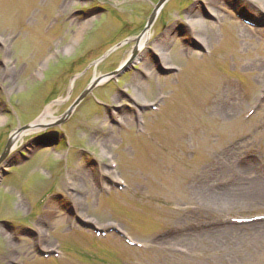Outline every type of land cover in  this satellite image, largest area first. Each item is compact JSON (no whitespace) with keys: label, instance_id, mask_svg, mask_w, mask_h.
Here are the masks:
<instances>
[{"label":"rangeland","instance_id":"374dc122","mask_svg":"<svg viewBox=\"0 0 264 264\" xmlns=\"http://www.w3.org/2000/svg\"><path fill=\"white\" fill-rule=\"evenodd\" d=\"M69 1L0 0V154L21 124L36 121L47 107L59 117L91 80L119 68L121 73L124 61L128 70L91 92L106 108L88 96L68 125L50 127L52 120L22 136L17 152L0 164V264H264V227L199 226L215 217L264 214V105L245 119L264 89V28L244 26L224 7L234 5L263 24L252 10L260 0H216L223 9L214 14L218 24H210L208 58L185 56L182 44L186 17L198 12L207 19L205 0L163 6L141 58L136 40L158 0ZM75 10L79 15H72ZM240 28L250 39L238 34ZM209 32L202 30L204 36ZM168 38L163 53L170 52L169 65L183 72L161 78L152 43ZM137 75L141 86L134 90ZM135 93L160 104L157 113L140 114L146 123L138 136L125 113ZM106 113L111 115L103 124ZM49 136L61 138L58 146L35 152ZM22 157L33 159L23 163ZM108 157L127 184L123 192L109 187L116 179ZM222 164L229 171L225 177L218 176ZM244 166L262 176L257 180L263 193L240 202L233 201L234 192L222 196V189L254 182ZM78 168L87 174L74 173ZM94 171L104 184H95ZM69 207L79 219L117 222L144 247L127 249L115 235L97 239L76 230ZM36 239L42 244L34 246ZM58 244L64 254L57 262L37 256V249L48 253Z\"/></svg>","mask_w":264,"mask_h":264},{"label":"bare ground","instance_id":"6f19581e","mask_svg":"<svg viewBox=\"0 0 264 264\" xmlns=\"http://www.w3.org/2000/svg\"><path fill=\"white\" fill-rule=\"evenodd\" d=\"M69 1V0H68ZM69 3H71L70 1H69ZM256 3L258 4L257 6H258V8H255V9H252L253 11H254V13L256 14V15H259V17H261L262 18V20L264 21V0H260V1H256ZM205 5H206V7H207V11H208V13H209V16H211V18H212V16L215 14H217V12L219 11V10H222L223 9V7H222V9L220 8V7H218V6H216V2H215V0H205ZM214 17V16H213ZM217 19H218V17H217ZM186 22H185V25H184V27H185V31H183V33H182V35L183 36H186V37H194V38H196L200 43H202V44H204L205 45V40L200 36V34L202 35V30H206L207 28H208V31H210L208 34H206L205 35V38L207 39V41H208V43H209V34L212 32V30H213V26L212 25H210V24H214L213 22H211L210 20H205V19H202L200 16H199V13L198 12H193V13H191L190 15H188L187 17H186ZM218 20H220V19H218ZM86 26V21L85 22H83V24H81L80 26H79V28H78V30H77V32L75 33V37H79L80 36V33L83 31V29H84V27ZM238 34L239 35H241V37H243V39H246V40H248V39H250L249 38V35H248V33L244 30V28H240L239 29V31H238ZM150 36V33H145V34H142L139 38H137V40H136V47H137V52H139V56H140V58H141V56L142 55H144V51H143V49L145 48V46H147L148 44H147V42H149V37ZM177 36V35H176ZM166 38V37H165ZM213 38V37H212ZM176 38H171V41H173V40H175ZM17 40V39H16ZM16 40H14V41H16ZM170 40H169V38L168 39H166V42L165 41H157V42H154V43H152V45H153V52H154V55H156V57L159 59V65H161L160 67L162 68V69H167V68H169V65H168V63H167V61H166V59H167V56L166 55H164V53H163V51H164V47H165V44L167 43V42H169ZM13 43V42H12ZM185 49H183V51H184ZM144 57V56H143ZM123 63H126V61H124ZM142 63H143V66H142V68H143V70H145L146 71V69L148 68V66L150 65L149 64V61H147L145 58L142 60ZM260 67L262 68V70L264 69V64L263 65H260ZM1 75L3 74L4 75V73H0ZM153 75V73L151 74H149L148 76H152ZM133 79H135V80H133L132 81V86H134L135 88H134V90H136V87H140L141 86V84H140V81H139V78H138V75L137 76H134L133 77ZM96 80V79H95ZM97 81H98V85H100V84H103L104 82H102L103 80H101V79H97ZM138 94V93H137ZM138 95H136V93H135V99H133V104L131 103V105L133 106L134 105V103H138V101H136V100H138ZM236 100V102L234 103V105H239L240 104V102L238 101V99L236 98L235 99ZM134 107H135V105H134ZM122 113H124V111H121ZM121 112L119 111H117L116 112V114H118V117L119 118H121L123 121H127V120H125L126 118L125 117H123V116H125V115H121ZM110 115H111V113H106L105 114V119H104V122H103V124L105 123V122H107V120H108V118L107 117H110ZM126 117H128L127 115H126ZM55 118H53L52 117V112H51V109L49 108V107H47L45 110H44V112H43V114H42V116L38 119V120H36L35 122H34V124L32 125V127H31V129L30 130H28V131H26V132H16L14 135H13V137H12V143H13V145H12V148H11V152H12V154L14 155L15 153V150H17L20 146H19V144H18V140L20 139V138H22V136H25V135H27V134H29V133H32V132H37L40 128H41V126H43L44 124H46V123H48L49 121H52V120H54ZM1 120H3V118H0V121ZM109 121V120H108ZM104 136V135H103ZM105 137V136H104ZM110 139H112V138H110ZM104 142H106V143H111L112 141H110L109 142V140H104ZM247 162V164L249 163L248 161H246ZM101 167V166H100ZM244 168H245V171L246 172H248L249 171V174H246V175H248V176H254L256 179L254 180V182L253 183H251L250 185H249V187H247V188H239L238 187V189H222V190H220L221 191V194H223L222 196H225V195H228V194H230L231 192H234L235 194H233V195H235L234 196V200L233 201H238V202H240V200L241 199H245V198H247V197H250V196H252V197H254L255 195H258V194H262L263 192H262V189L261 188H264V187H261V188H259L261 185H260V181H258L259 179H263L264 180V178H259V177H262L261 175H259L258 173H256V171H255V169H254V167H251V168H249L248 166H244ZM228 168H227V166L226 165H224V164H222L221 165V168L219 169V171H218V176H220V177H225V175L226 174H228ZM74 173H77L78 175H80L81 174V176H83L84 174H87V172L86 171H84V170H82V169H77V170H75L74 171ZM199 172H197V174H196V176H197V178H198V174ZM89 175H90V172H89ZM110 175H112V173L110 172ZM74 176V175H73ZM92 178H93V180L95 181V184H97V183H100V184H104V182L103 181H101L100 180V177H102V175L99 173V172H93V174H92ZM100 176V177H99ZM76 177H77V179H78V176L76 175ZM108 177V176H107ZM103 178V177H102ZM259 178V179H258ZM77 179H76V181H77ZM214 179H218V177L217 178H214ZM258 179V180H257ZM247 180V179H246ZM249 180V179H248ZM262 183V182H261ZM68 186H71V184H70V182H68ZM70 188V187H69ZM202 188H204V187H202ZM204 189H206V187L204 188ZM264 191V190H263ZM208 192V194H209V196L210 197H212L213 196V194L211 193V192H209V191H207ZM214 198L216 197L215 195L213 196ZM248 199V198H247ZM236 203V202H235ZM240 204V203H239ZM243 204V203H242ZM240 206V205H239ZM242 206V205H241ZM48 208H50L49 206H48ZM252 226H254V227H264V223H262V224H257V225H252ZM229 229V230H235V229H239V228H234V227H224V228H222V229ZM217 230V229H216ZM220 230V229H219ZM206 232H208V231H205V232H203V233H206ZM40 240L39 239H36L35 241H34V246H39V245H41L40 244Z\"/></svg>","mask_w":264,"mask_h":264},{"label":"water","instance_id":"95a60500","mask_svg":"<svg viewBox=\"0 0 264 264\" xmlns=\"http://www.w3.org/2000/svg\"><path fill=\"white\" fill-rule=\"evenodd\" d=\"M165 1H166V0H161V1L159 2V4L155 7V9H154V11H153V13H152V15H151V17H150V19H149V22H148L147 27H146L145 30H147V29L151 26L152 22L154 21V18H155V16H156V13H157L158 9L161 7V5H162ZM94 86H95V84H93L92 86H90V87L84 92V94L82 95V97H84V96L90 91V89H92ZM82 97H80L79 100H78V101L72 106V108L70 109V111H72V109H73V108H74V107L80 102V100L82 99ZM70 111H69L67 114H65V116L61 119V122H60V123H62V122L66 119V117L68 116V114L70 113ZM10 144H11V141L8 142V144H7L6 148H5V151H4L3 155H2L1 158H0V162L3 161L4 158L8 155V153H9V151H10ZM46 146H48V145H46Z\"/></svg>","mask_w":264,"mask_h":264}]
</instances>
